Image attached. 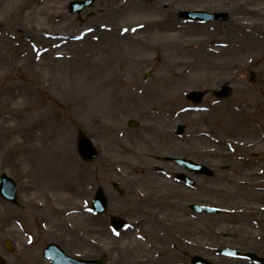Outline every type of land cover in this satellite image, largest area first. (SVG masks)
Returning a JSON list of instances; mask_svg holds the SVG:
<instances>
[{"label":"rangeland","instance_id":"rangeland-1","mask_svg":"<svg viewBox=\"0 0 264 264\" xmlns=\"http://www.w3.org/2000/svg\"><path fill=\"white\" fill-rule=\"evenodd\" d=\"M71 1L31 0L32 5L40 7L53 3L61 7L60 17L56 15L49 21L28 19L27 6L20 4L0 22L11 39V47L2 55L1 66L8 65L9 72L6 81H0V103L19 100L15 95L27 93L24 87H29L35 100L65 120L67 132L59 129L60 122L51 127L48 134L54 137L50 141H40L56 143L67 139L74 164L72 191L79 194L84 209L72 224L76 231L67 239L59 238L55 228L48 234L53 214L35 212L25 204L21 174L29 165L17 162L23 151L11 161L5 160L2 145L0 175L13 178L18 188L17 205L0 198V258L4 264H50L42 256L50 243L80 259L95 260L105 255L107 264H191L196 255L214 264H256L218 257L217 251L224 248L253 252L264 259V0H163L166 12L155 17L164 21L162 25L172 23L185 33L184 38L196 30L215 36L211 41L203 37L211 50L209 60L197 62L192 57L190 64L183 51L173 49L169 38L154 40L147 29L132 32L145 25V17L139 16L148 15L145 7L158 6L159 0H98L80 16L69 14ZM194 11L229 14L230 20L200 24L179 17L181 12ZM123 28L131 33L130 38L121 36L119 29ZM30 30L43 36L41 42L56 43L59 52L73 55L69 69H73V77L79 78L74 97L60 95L66 90L65 83L55 85L49 80L53 72L57 77L65 74L55 58L39 61L35 53L25 67L15 61L18 53L29 47L25 34ZM71 35L75 37L71 47L70 42L58 40ZM49 36L58 38L52 40ZM109 45L120 52L111 71L104 64L109 53L104 47ZM38 63L42 64L40 68ZM161 66L168 69L169 77L172 72L174 77H181L179 88L166 82L164 88L158 89ZM127 67L135 68L127 72ZM40 69L45 79L35 76ZM251 74L256 75L253 83L249 82ZM105 80L112 85L101 88ZM11 81L18 86H10ZM227 83L233 87L232 96L217 101L212 93ZM112 86L115 93L108 100ZM103 89L109 103L86 109L91 106L89 95ZM194 91L208 92L199 106L186 99ZM154 92L158 98L150 104L144 97ZM5 116L6 112H0L2 142L12 138L10 132L15 125L4 124ZM130 123L138 126L130 127ZM177 125L186 126L182 137L175 135ZM148 126L161 134L148 132ZM79 132L94 142L99 151L96 161L85 163L79 157ZM21 136L18 141H23L25 148L33 143L27 141V133ZM141 139L150 142L137 145ZM139 153L149 157L140 158ZM166 157L191 159L207 165L215 175L192 176L196 188L186 189L175 178L181 170L165 162ZM37 161L40 164L33 163L38 170L32 165L29 179L34 177L37 183L54 179V170L44 173L43 158ZM146 171L150 179L143 178ZM113 185L122 189V195ZM98 189L109 200L102 216L90 213ZM191 204L223 212L195 215L188 209ZM27 210L32 218L25 228L31 233L16 223V217ZM110 216L127 219L128 230L114 236ZM26 231L33 234L32 245H28ZM6 241L10 242V251L4 246Z\"/></svg>","mask_w":264,"mask_h":264},{"label":"bare ground","instance_id":"bare-ground-1","mask_svg":"<svg viewBox=\"0 0 264 264\" xmlns=\"http://www.w3.org/2000/svg\"><path fill=\"white\" fill-rule=\"evenodd\" d=\"M30 2L31 0H0V22H3V19L6 18L5 16L12 14L20 4L27 6L26 16L28 19L30 18L33 21H49L56 15L60 17L61 7H59V5L56 3L40 7L39 5H32ZM158 2L160 4L158 6L145 7L144 10L148 12V15H139L140 17H145V25L138 26L139 29L135 27L133 31L137 33L142 29H147L149 34H151V36L153 35L154 40L169 38L173 41L171 43L173 45L171 46L175 51H183L182 55L184 58L188 56L187 59L189 64L192 57H194L197 62L206 63L209 60L211 50L206 46L208 44L205 39L207 37V40L211 41L215 39V36L212 34H206L204 31L200 32L196 30L192 31V33L190 32L188 38H184L185 33L178 31V29L172 25V23L162 25L164 21L155 17L166 12L167 3L163 0H159ZM125 3L127 4L128 2L126 1ZM107 30L109 31V29ZM111 30H113V28H111ZM119 33L121 36L126 38H130L131 36V33L128 32L127 28L119 29ZM25 36L27 38L29 37V47H26L24 50L20 51L15 61L21 64L22 67H25L27 63L31 61L35 53L39 56V61L43 59L55 58L62 65L61 70L65 74H63V77H57L55 72H53L49 80L55 85L65 83L66 90H62L60 95L64 98L74 97V88L79 78L73 77L72 75L74 71L73 69H69L71 65L73 66V62L71 61L73 55L59 52L58 49L60 48L55 46L56 43L54 45L53 42H41L43 40V36H40L37 33L34 34L32 30H30L28 34H25ZM72 36L74 35L64 36L62 40L70 42L72 41L71 39H73ZM32 39H35V41L33 42ZM179 40L181 42H178ZM133 41L137 43V40ZM72 45L73 42H70V47ZM9 47H11V39L8 32L5 31V28L0 24V66L3 64L4 60L2 59V55L8 50ZM111 47V45L104 47L105 51L109 50L108 58L104 61V64L110 71L114 69L116 60L120 55V52L111 49ZM103 60H101L99 63H101ZM39 65L41 66L42 64L38 63V66ZM134 68L135 67H127L126 71L128 72ZM0 71V81L3 79L5 82L7 79L6 75L9 72L8 65L1 66ZM160 71L162 75L159 77L160 86L158 89L161 90L164 88L166 82L172 88L176 89L179 88V86L183 83L181 82V77H174L175 72H172V75L170 74L171 76L169 77L167 75V68L161 66ZM42 73V69H40L38 72L35 71V76H43ZM43 79H45V76H43ZM129 84L131 83L129 82ZM110 85H112L111 82L109 80H105L102 82L100 87L104 88L109 87ZM168 85L167 88L170 87ZM10 86L17 87L18 84L15 81H11ZM24 88L27 93L20 92L19 94L15 95V99L20 97L19 100H12L11 102H5L4 104L0 103V112L3 111L8 114V116L4 117L3 123H15V125L12 126L10 132V134L13 135L12 138L3 142L0 141V148H2V145H5L3 154L1 156H4L5 160L8 159L11 161L12 158L19 156L21 151H23L20 160L17 162L29 165V170H24L21 174V185L26 196L25 204L28 207H31L32 210H35V212L49 211L52 213L54 220L52 222V226L46 229L47 233H51V231L55 228V230L59 233V238L67 239V236H71L72 233L76 231L72 224L76 219L80 218L84 207L80 205L79 194L72 191L73 186L71 183H73L74 180L72 179L71 173L73 172L74 164L72 163L73 157L72 154H70L67 139L65 138L56 143L46 141H50L54 137V135L48 134L51 127L54 125L57 126L61 122L62 126L59 129L63 132H67L69 130L68 124H66L63 118L59 119L56 116V113L53 115V111L47 105L35 100V97L33 96L34 93L29 87ZM114 93L115 88L112 86L109 91L108 100L113 97ZM156 95L157 93L155 92L152 94H146L144 99H148L151 104L154 99L158 98ZM88 98L90 99L91 106L86 107V109L104 106L108 102L104 89L103 91L94 93V95H89ZM111 103H114V99L111 101ZM142 105L143 104H141V107ZM3 107L7 109L3 110ZM146 129L148 132L161 134V132H157L153 126H148ZM25 133H27L29 136L27 141H33V143L26 148V145L23 141H18V139H22L21 135ZM40 139H46V141H40ZM39 142L40 144L38 145L37 143ZM146 142H150V140L141 139L138 141L137 145H144ZM147 146L150 145L148 144ZM38 154L39 156H36ZM138 155H140V158L149 157L148 155H144L142 153H139ZM39 158H43L44 173L46 175L49 174L50 169H52V171L54 170V179L48 180L44 183H37L34 177L29 179V174L32 173V165L34 166L35 170H38V168L35 166V163L37 165L40 164L37 161ZM144 174L145 176L143 178L150 179V174L147 173V171ZM135 181L137 182V180ZM27 214L29 219L27 218ZM31 218L32 215L29 214L28 210L22 216L16 217V219L24 226L27 225V220H30ZM43 228L45 230L46 227ZM29 232L31 233L30 230Z\"/></svg>","mask_w":264,"mask_h":264},{"label":"water","instance_id":"water-1","mask_svg":"<svg viewBox=\"0 0 264 264\" xmlns=\"http://www.w3.org/2000/svg\"><path fill=\"white\" fill-rule=\"evenodd\" d=\"M95 0H88L85 3H74L71 6V11H77L80 12L85 6H87L88 4H92ZM184 18L189 19L190 21L193 20H198V21H212V20H220V21H227L229 19V16L226 14H217V15H209V14H203V13H183L181 15ZM231 89L227 86L223 87L222 90L220 92H216L215 96L217 97H228L231 94ZM194 96H196V94H193L190 96V99L194 100ZM203 96V94L199 95V98L197 99V101H199L201 99V97ZM180 132L183 131V127H181ZM78 151L79 154L81 155V157L85 160V161H92L97 157V151L96 149L93 147L92 143L90 140H88L86 138V136L84 134H79L78 136ZM177 163H179L180 165H182L183 167H187L189 170L194 171L197 174H204L207 176H212V172L204 167H199L196 166L190 162H184V161H179V160H175ZM0 194L3 198H5L6 200H8L9 202L12 203H16L17 202V194H16V184L14 183L13 180H11L10 178H8L6 175H3L0 179ZM106 199L104 198L102 192L100 191L95 199V205L94 208L98 211L103 212L106 208ZM100 208V210H99ZM198 212H201L202 210H206L209 212H213L211 210L208 209H204V208H197L196 209ZM217 212V211H216ZM113 223L114 226L116 228H120L122 226V221L118 220V219H113ZM47 257H49L50 259L53 260V264H86V263H80V262H73L70 259H66V256L64 254H62L59 249L55 248V247H50L48 249V251L46 252ZM251 257H254V255H250ZM196 262V261H195ZM94 264H101V263H94ZM264 264V262H263Z\"/></svg>","mask_w":264,"mask_h":264}]
</instances>
